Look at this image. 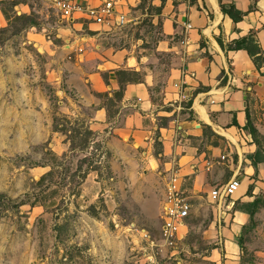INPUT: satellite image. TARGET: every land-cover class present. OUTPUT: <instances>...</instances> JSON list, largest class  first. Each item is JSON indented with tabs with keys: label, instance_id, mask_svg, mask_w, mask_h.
Returning a JSON list of instances; mask_svg holds the SVG:
<instances>
[{
	"label": "rangeland",
	"instance_id": "rangeland-1",
	"mask_svg": "<svg viewBox=\"0 0 264 264\" xmlns=\"http://www.w3.org/2000/svg\"><path fill=\"white\" fill-rule=\"evenodd\" d=\"M168 1L123 0L128 22L105 28L61 20L51 0H0V264H264L258 175L220 206L207 188L193 191L181 180L190 203L184 235L162 247L161 207L177 164L166 169L158 134L146 154L131 141L110 144L108 127L93 126L96 105L85 94L102 60L84 54L153 52L163 8L203 7L201 0ZM29 26L45 39H14ZM249 34L257 39L255 30ZM94 93L101 104L113 103L106 92ZM203 132V143L228 152L221 136Z\"/></svg>",
	"mask_w": 264,
	"mask_h": 264
},
{
	"label": "crops",
	"instance_id": "crops-1",
	"mask_svg": "<svg viewBox=\"0 0 264 264\" xmlns=\"http://www.w3.org/2000/svg\"><path fill=\"white\" fill-rule=\"evenodd\" d=\"M201 3V11L189 4L174 7L170 3L171 9L163 8L160 37L154 42L153 52L137 54L130 48H108L94 55L85 53L86 57L102 60L97 65L102 70L89 74L94 88L85 97L96 105L93 126L108 127L110 144L131 141L138 149L145 148L147 154L153 135L158 134L166 169L176 163L175 171L182 182L189 179L193 191L207 188L210 193L233 175L239 178L240 187L254 182L256 175L264 180V161L254 165L249 158L257 145L245 126L249 118L264 138V65L256 66L243 49L222 48L216 39L221 34L226 47L255 30L256 42L264 50V30H259L264 20V0H257L254 7L250 0ZM221 3H233L246 14L233 23L222 13ZM24 6L20 4L19 8L23 10ZM208 13L211 16L207 17ZM34 29L29 26L14 39H45ZM119 70L137 74L138 78L120 79ZM175 82L192 93L186 107L185 101L178 99ZM94 92H106L107 100L112 98L113 103L101 104ZM205 127L224 139L227 153L219 144L203 143ZM227 172L225 182L213 183Z\"/></svg>",
	"mask_w": 264,
	"mask_h": 264
},
{
	"label": "built area",
	"instance_id": "built-area-1",
	"mask_svg": "<svg viewBox=\"0 0 264 264\" xmlns=\"http://www.w3.org/2000/svg\"><path fill=\"white\" fill-rule=\"evenodd\" d=\"M61 20H88L105 28L113 25L123 26L128 22L123 0H95L94 3L77 0H51ZM189 26V25H187ZM81 49V48H80ZM178 99L188 102L192 98L191 91L185 89L181 82H175ZM224 159V156H221ZM181 178L175 169H171L167 184L168 196H164L160 214L159 245L173 247L182 239L190 203L181 189ZM240 187V180L233 175L221 185L214 186L209 193L212 201L220 206L226 198L231 197Z\"/></svg>",
	"mask_w": 264,
	"mask_h": 264
},
{
	"label": "trees",
	"instance_id": "trees-1",
	"mask_svg": "<svg viewBox=\"0 0 264 264\" xmlns=\"http://www.w3.org/2000/svg\"><path fill=\"white\" fill-rule=\"evenodd\" d=\"M220 8L222 13L227 16L233 23H237L242 20L243 16L246 14L245 12L237 9L233 3L220 4ZM218 43L222 48H226L229 50H237L243 49L245 50L250 57H252L254 64L259 66V56H260V47L258 46L254 36L252 34L242 36L238 39L233 40L230 44H227L226 47L220 38H216ZM259 54V55H258ZM232 124L237 126L235 120L232 121ZM246 128L249 129L250 134L252 135V139L257 145V150L253 155H250V160L254 165L257 162L264 161V138L258 133L255 127L250 122L249 118L247 119Z\"/></svg>",
	"mask_w": 264,
	"mask_h": 264
},
{
	"label": "bare ground",
	"instance_id": "bare-ground-1",
	"mask_svg": "<svg viewBox=\"0 0 264 264\" xmlns=\"http://www.w3.org/2000/svg\"><path fill=\"white\" fill-rule=\"evenodd\" d=\"M166 196H168V188H167V193H166Z\"/></svg>",
	"mask_w": 264,
	"mask_h": 264
}]
</instances>
